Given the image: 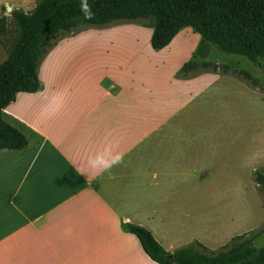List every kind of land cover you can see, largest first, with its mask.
I'll return each mask as SVG.
<instances>
[{
    "label": "crops",
    "instance_id": "1",
    "mask_svg": "<svg viewBox=\"0 0 264 264\" xmlns=\"http://www.w3.org/2000/svg\"><path fill=\"white\" fill-rule=\"evenodd\" d=\"M184 30L159 51L150 36L139 56L112 48L107 33L45 54L39 90L3 110L30 145L0 150V264H157L128 225L170 254L192 243L209 249L210 201L218 199L208 191L210 168L219 173L236 156L219 143L223 131L209 128L217 80L205 78L208 68L182 74L177 58L193 60L190 47L201 40ZM6 58L0 43V64ZM109 142L124 162L92 172L88 156ZM240 235L229 233L218 249Z\"/></svg>",
    "mask_w": 264,
    "mask_h": 264
},
{
    "label": "trees",
    "instance_id": "2",
    "mask_svg": "<svg viewBox=\"0 0 264 264\" xmlns=\"http://www.w3.org/2000/svg\"><path fill=\"white\" fill-rule=\"evenodd\" d=\"M80 2L38 0L29 12L11 10L13 37L8 35L7 18H0V43L7 53L0 64V150H22L30 145L29 138L5 120L3 110L17 94L39 90L38 64L63 33L119 20H145L152 29L153 51L162 50L182 29L191 28L222 53L242 56L256 65L264 60V0H88L94 14L91 19H85ZM199 67L218 68L208 62H189L181 71L186 76ZM233 72L257 85L248 73ZM254 181L264 195V174L256 172ZM127 229L157 264H264V248H255L247 234L233 238L218 251L192 243L170 254L145 229L134 225Z\"/></svg>",
    "mask_w": 264,
    "mask_h": 264
},
{
    "label": "rangeland",
    "instance_id": "3",
    "mask_svg": "<svg viewBox=\"0 0 264 264\" xmlns=\"http://www.w3.org/2000/svg\"><path fill=\"white\" fill-rule=\"evenodd\" d=\"M37 1L0 0V3L2 2L0 18L3 16L7 18L9 37L15 36L13 31L15 25L10 17L11 11L7 8L26 13L34 8ZM146 25L145 20H119L104 26H86L59 35L53 46L57 48L73 46L72 44L76 42L83 46L93 42L95 37L90 39L89 35L107 33L114 34L110 37L112 39L110 41L114 43L112 48L128 49L130 56H139L137 52L144 49V43L152 33V29ZM184 29H182L184 32L193 31L191 28ZM197 37L201 38L198 34ZM190 48L194 54L191 58L194 59L186 61V52H183L177 58L179 62L187 64V62L204 60L218 66L217 69L203 68H208L204 72L207 80L210 82L217 80L207 95L209 128L210 131H223L224 135L221 133L219 143L233 145L234 148L227 150L226 155L228 157L235 152L236 156L234 162H229L227 159V167L220 168L219 173L210 168L208 191L210 194L218 195V199L210 201V232L204 235V240L209 249L218 251L221 239L229 233L238 232L252 237L254 247L262 249L264 248V231L261 232L264 229V195L259 193L254 178L256 172L264 174V60H261L259 65L252 64L242 56L218 51L202 38L200 43H195ZM168 51L170 49L166 50ZM174 51L175 48H171V54ZM225 67L228 68L226 71H224ZM201 68L192 72L195 78ZM233 71L248 73L257 80V85H251ZM230 219H234V225L230 223ZM230 241L225 244H229Z\"/></svg>",
    "mask_w": 264,
    "mask_h": 264
},
{
    "label": "clouds",
    "instance_id": "4",
    "mask_svg": "<svg viewBox=\"0 0 264 264\" xmlns=\"http://www.w3.org/2000/svg\"><path fill=\"white\" fill-rule=\"evenodd\" d=\"M80 10L85 19H91L94 15L92 5L88 0H81ZM124 162V154L117 151L116 146L112 143H105L101 148L89 155L86 161L87 167L94 173H104L110 171Z\"/></svg>",
    "mask_w": 264,
    "mask_h": 264
},
{
    "label": "water",
    "instance_id": "5",
    "mask_svg": "<svg viewBox=\"0 0 264 264\" xmlns=\"http://www.w3.org/2000/svg\"><path fill=\"white\" fill-rule=\"evenodd\" d=\"M7 10H8V11H11V9H10L9 7L7 8Z\"/></svg>",
    "mask_w": 264,
    "mask_h": 264
}]
</instances>
